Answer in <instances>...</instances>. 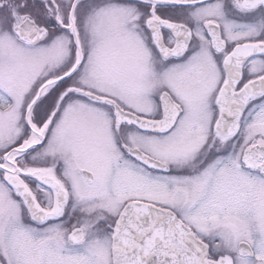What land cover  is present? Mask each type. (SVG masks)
Segmentation results:
<instances>
[{"label": "snow or ice", "instance_id": "6c2138e0", "mask_svg": "<svg viewBox=\"0 0 264 264\" xmlns=\"http://www.w3.org/2000/svg\"><path fill=\"white\" fill-rule=\"evenodd\" d=\"M0 264H264V0H0Z\"/></svg>", "mask_w": 264, "mask_h": 264}]
</instances>
